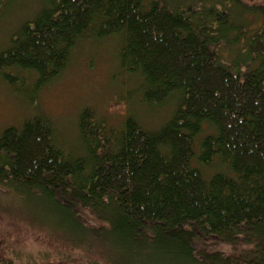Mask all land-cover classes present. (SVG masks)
Masks as SVG:
<instances>
[{"label":"trees","instance_id":"16d2710c","mask_svg":"<svg viewBox=\"0 0 264 264\" xmlns=\"http://www.w3.org/2000/svg\"><path fill=\"white\" fill-rule=\"evenodd\" d=\"M216 1L222 9L202 13L166 0H42L0 52V81L30 105L81 41L119 42L117 64L137 77L140 108L176 104L157 131L134 113L114 130L82 110L83 157L68 156L44 118L7 127L4 192L43 196L74 224L89 227L82 211L94 227L107 224L118 250L99 245L115 264H264V17L260 30L235 27L225 15L241 13L240 2ZM222 42L244 46L229 62ZM213 163L219 171L205 176Z\"/></svg>","mask_w":264,"mask_h":264},{"label":"rangeland","instance_id":"374dc122","mask_svg":"<svg viewBox=\"0 0 264 264\" xmlns=\"http://www.w3.org/2000/svg\"><path fill=\"white\" fill-rule=\"evenodd\" d=\"M170 9L202 11L222 7L216 0H166ZM243 10L238 15H225L235 27L248 22L252 29L263 26L262 14H243L247 9L264 8V0H235ZM42 0H4L0 12V52L9 46V38L41 8ZM172 3V4H170ZM234 5V4H233ZM229 4L233 13L234 6ZM263 6V7H262ZM217 10V9H216ZM248 12V11H247ZM256 13V11H255ZM236 21V22H234ZM217 24V23H215ZM251 30L244 28V34ZM118 43L89 45L87 41L77 44L63 73L47 84L28 103L22 92L0 81V135L9 126L19 128L21 123L36 117L44 118L53 127L55 142L72 158L83 157L84 147L79 135V115L82 110L92 113L95 123L111 129L118 128L132 113L138 124L147 131L159 130L172 116L175 108L169 100L163 108L139 107V94L135 91L138 79L129 78L117 64ZM244 44L230 47L222 42L220 52L224 61L231 62ZM11 72V71H10ZM19 81L33 85L24 73H12ZM23 89V85L18 86ZM26 90V89H24ZM137 97V98H136ZM139 115V116H138ZM195 147L197 142L194 143ZM206 176L219 171L213 165L200 168ZM0 185V264H115L110 254L103 255L101 246L110 245L118 250L119 243L109 234L107 224L94 227L88 213L82 211L77 219H83L89 227L74 224L72 219L52 207L43 196H25L1 191ZM92 221V220H91ZM78 240L80 242H72ZM123 262V261H121Z\"/></svg>","mask_w":264,"mask_h":264},{"label":"flooded vegetation","instance_id":"af4514ba","mask_svg":"<svg viewBox=\"0 0 264 264\" xmlns=\"http://www.w3.org/2000/svg\"><path fill=\"white\" fill-rule=\"evenodd\" d=\"M1 191H3V192H4L3 188L1 189Z\"/></svg>","mask_w":264,"mask_h":264}]
</instances>
